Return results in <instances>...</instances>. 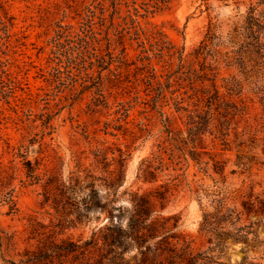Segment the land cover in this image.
I'll return each mask as SVG.
<instances>
[{"label": "rangeland", "instance_id": "374dc122", "mask_svg": "<svg viewBox=\"0 0 264 264\" xmlns=\"http://www.w3.org/2000/svg\"><path fill=\"white\" fill-rule=\"evenodd\" d=\"M255 3L0 0V201L11 193L16 207L8 214L0 202V264L47 236L82 243L110 223L125 228L133 196L157 186L169 191L159 215L175 216L173 232L205 250L202 190L264 196V29L258 41L240 29ZM201 65L246 107L225 148L209 130L191 142L175 109L210 89L193 75ZM256 232L264 239V225ZM135 255L136 246L123 253ZM261 257L257 244L229 242L218 262Z\"/></svg>", "mask_w": 264, "mask_h": 264}, {"label": "trees", "instance_id": "16d2710c", "mask_svg": "<svg viewBox=\"0 0 264 264\" xmlns=\"http://www.w3.org/2000/svg\"><path fill=\"white\" fill-rule=\"evenodd\" d=\"M259 6H264V0H256L255 5L249 7L240 26L243 34L256 41L259 30L264 29V8L259 9ZM88 47L89 43H85L84 48ZM201 54L202 52L198 50L195 56ZM178 61L180 69L183 61L181 53H178ZM207 70L211 71L210 68L201 65L193 75L202 83L210 82V89L204 87L198 89L187 97L186 106L181 105L184 102L181 99L176 102L175 109L185 113V126L191 142L200 139L201 135L209 130L210 134L214 132V138L218 139L225 148L228 145L233 118L246 107L238 106L233 100L235 93L232 82L227 83L225 93H220L214 85L213 78H208ZM239 102L243 103L241 100ZM150 169L151 167H145L141 170L144 181L153 180L154 173ZM214 170L222 176L224 167L215 166ZM202 191L206 199V207L200 205L198 232L207 244L205 250H194L191 241L173 232L177 223L175 216L159 215L166 205L169 191L163 189V186H157L144 194L133 196L125 228L110 223L93 233L89 241L82 243L47 236L45 240L38 241L34 249L25 250L17 263L6 262L8 264H222L218 259L228 248L229 242L257 244L262 254L261 259H264V239H259L256 232L261 224L264 225V196L224 188ZM0 202H4L3 204L7 206L8 214L16 209L11 193H7ZM108 214L112 221V211H108ZM253 217L257 219L254 222L251 220ZM3 236L4 233L0 229V254ZM131 246H136L138 255L126 260L123 253ZM89 248H92V251Z\"/></svg>", "mask_w": 264, "mask_h": 264}]
</instances>
